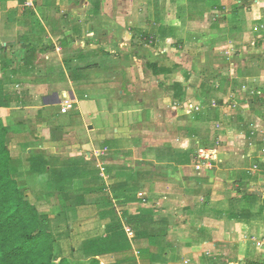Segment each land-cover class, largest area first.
Wrapping results in <instances>:
<instances>
[{
    "label": "crops",
    "instance_id": "crops-1",
    "mask_svg": "<svg viewBox=\"0 0 264 264\" xmlns=\"http://www.w3.org/2000/svg\"><path fill=\"white\" fill-rule=\"evenodd\" d=\"M116 1L0 0L14 178L60 255L264 264V0ZM167 44L256 57L227 94Z\"/></svg>",
    "mask_w": 264,
    "mask_h": 264
},
{
    "label": "trees",
    "instance_id": "trees-1",
    "mask_svg": "<svg viewBox=\"0 0 264 264\" xmlns=\"http://www.w3.org/2000/svg\"><path fill=\"white\" fill-rule=\"evenodd\" d=\"M8 131L0 119V264H75L58 255L54 234L14 178Z\"/></svg>",
    "mask_w": 264,
    "mask_h": 264
},
{
    "label": "rangeland",
    "instance_id": "rangeland-1",
    "mask_svg": "<svg viewBox=\"0 0 264 264\" xmlns=\"http://www.w3.org/2000/svg\"><path fill=\"white\" fill-rule=\"evenodd\" d=\"M103 1L104 2L105 1H109L110 2L112 0H103ZM119 2H120V0L119 1H116V3H119ZM118 7H121V6H118ZM138 49L141 50L140 47H138ZM135 50L136 49L131 50L134 53V56H141L140 58H143V56L145 55V52L142 50L143 53L136 54L135 53ZM174 50H176V49H173V48L171 49V47L168 45V46H166V48L163 47L161 53H164V54L172 53V54H170V56L173 55L172 57H174V58H176V56H180L183 59L182 60L183 63L185 61V57L186 56H188V55H190V56L193 55V57L197 56V58H198L199 61H197V58L194 60V61H197V62H194L193 60H190V65L186 64V65H184V67L185 68L186 67L187 68H190L192 70H196L198 74H197V76L195 78L198 81H202V82L204 81L203 79H206L205 78L206 75H213V74H217V73H218L219 76L225 75L226 76L225 78H227V79L222 78L221 81L219 80V85L220 86H223V89H224V91H226L227 94H230V93L231 94H236V91L235 90L240 85L239 83L241 82L240 80H238V77L241 75L240 72H244L243 69L246 68V67H248L249 65H251V66L254 65L252 63V60L256 57V56H249V58H247V56H244V55H246V53H242V54H238L237 53V54H235L236 57L235 56H230L227 51H222L223 49L222 50H219L220 51V52H218L219 54H217L216 56H214L215 51L214 52H213V50L209 51L210 50L209 47H203V46H200L197 49H192L193 51L190 50V49H188L187 52L185 51V49L184 50L183 49H180V52H178V54H176V53L174 54ZM232 50H234L233 47H232ZM208 52H213V54L211 53L209 55ZM253 54L254 55H259L260 53H256L255 52ZM244 57L247 60H245ZM188 59H191V57L189 58V56H188ZM210 59H211V62H210ZM214 60H217V63L216 64L213 63ZM222 60H224L225 63L224 62H221ZM261 60L262 61H259L260 63L258 65L259 66L262 65V68L264 69V56L261 57ZM216 65H217V68L218 69L215 68ZM199 67H201V68H199ZM215 69H217L218 72L215 73L214 72ZM240 69H242V70H240ZM192 70H190V71L192 72ZM145 71H146V69H145ZM181 76H183V73L182 72H181ZM228 77H230V79ZM213 80L210 79L209 81L210 82L213 81V83H214L216 80L214 78H213ZM228 81H230L231 83L227 84ZM140 199L144 203L147 201L146 196H145L144 193H141L140 194ZM57 228L63 229L65 227H64V225H58ZM55 230H57V229H55V227H54L53 228V231H55ZM51 233H53V232H51ZM54 237H55V235H54ZM69 242L72 243L73 247H75V252L73 254H67L66 253V256H63V255H60V254H58V255L60 257H67V258H69L75 264H86L85 261L87 260V258L84 257L83 254H81V255L78 254V251H79L78 250L79 249V245L78 244L79 243H78L77 239H74L73 238L72 241H69ZM69 242H64V246L67 247L66 246V243H69ZM57 243H58V245H61L62 240H58L56 242V249L58 251Z\"/></svg>",
    "mask_w": 264,
    "mask_h": 264
},
{
    "label": "built area",
    "instance_id": "built-area-1",
    "mask_svg": "<svg viewBox=\"0 0 264 264\" xmlns=\"http://www.w3.org/2000/svg\"><path fill=\"white\" fill-rule=\"evenodd\" d=\"M66 104H69V102H66ZM199 157L202 158L203 155H202V154H199ZM201 167H202L201 165H198V166H197V169H198V170H201ZM130 233H131V231H130Z\"/></svg>",
    "mask_w": 264,
    "mask_h": 264
}]
</instances>
